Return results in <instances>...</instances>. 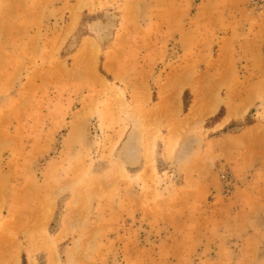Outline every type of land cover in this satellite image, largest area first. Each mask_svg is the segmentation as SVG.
Listing matches in <instances>:
<instances>
[{
	"label": "rangeland",
	"instance_id": "rangeland-1",
	"mask_svg": "<svg viewBox=\"0 0 264 264\" xmlns=\"http://www.w3.org/2000/svg\"><path fill=\"white\" fill-rule=\"evenodd\" d=\"M0 264H264V0H0Z\"/></svg>",
	"mask_w": 264,
	"mask_h": 264
},
{
	"label": "bare ground",
	"instance_id": "bare-ground-1",
	"mask_svg": "<svg viewBox=\"0 0 264 264\" xmlns=\"http://www.w3.org/2000/svg\"><path fill=\"white\" fill-rule=\"evenodd\" d=\"M79 8H80V6H79ZM104 33H105V32H104ZM180 86H181V85H180ZM180 86H179V87H180ZM210 103H211V102H210ZM215 106H216V105H215L214 103H211V105H208L207 108H208V110H210V111H214V110H215ZM161 111H162V110H161ZM214 112H215V111H214ZM230 119H231V118H230ZM252 128H253V127H252ZM247 134H248V132H247ZM134 145H135V144H134ZM190 145H191V144H190ZM190 145H189V146H190ZM123 146H125V145H123ZM130 146H131V145H130ZM125 148H126V146H125ZM122 149H123V148H122ZM131 149H132V148H131ZM188 149H189V148H188ZM188 149H187V150H188ZM133 150H134V149H133ZM199 150H200V149H199ZM124 153H125V151H124ZM121 155H122V154H121ZM128 156H129V155H128ZM126 157H127V156H126ZM196 157H197V156H196ZM128 158H129V157H128ZM134 159H135V158H134ZM128 160H129V159H128Z\"/></svg>",
	"mask_w": 264,
	"mask_h": 264
}]
</instances>
